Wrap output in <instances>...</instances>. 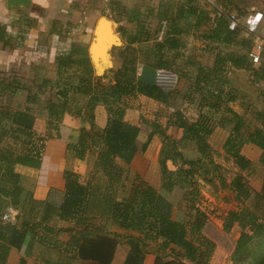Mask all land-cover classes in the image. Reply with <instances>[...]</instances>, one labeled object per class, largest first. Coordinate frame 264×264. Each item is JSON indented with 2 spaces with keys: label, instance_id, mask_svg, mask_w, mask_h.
Here are the masks:
<instances>
[{
  "label": "trees",
  "instance_id": "trees-1",
  "mask_svg": "<svg viewBox=\"0 0 264 264\" xmlns=\"http://www.w3.org/2000/svg\"><path fill=\"white\" fill-rule=\"evenodd\" d=\"M197 2L185 0L187 6L180 10V18L199 10L200 24L206 12L195 6ZM173 7L174 3L170 2L160 10L156 16L160 23L153 33L144 22H136L133 17L129 20L136 26V31L120 28L126 39L123 61L108 83H103L101 76L95 75L88 56L77 59L68 53L59 58L58 79H44L40 85L54 87L61 97L57 103H44L45 116L48 118L46 136H39L29 127L14 124V110L0 106V264H6L12 247L21 249L32 234L46 247L63 248V252L76 258L86 255L96 264H110L117 244L122 241L130 246L124 264H143L148 253L155 255L154 264H209L216 242L205 234L209 215L198 206L201 196L198 178L207 179L218 171V165L210 159L212 147L208 137L218 126L231 124L233 129L224 143L225 153L234 158L237 166L245 171L253 162L243 153V148L245 144L251 143L262 150L259 162L264 164V107L256 109L251 121L235 111L230 103L239 98V90L232 87L227 74L230 63L236 68L251 70L257 78L255 81L259 79L264 82V66L260 67L263 74H257L259 71L251 67L253 62L249 51L253 46L252 38L246 37L247 40L240 41L244 45V52L218 51L212 65L198 67L194 90L202 94L199 117L190 121L178 114V120L171 122L183 129L181 138L168 135L158 124L153 125L155 130L149 134V139L156 133L162 137L158 162L163 189L168 193L176 186L184 190L179 204L186 211L185 217L174 218L173 202L147 182L134 183L129 194L122 199L114 196L127 179L128 166L139 151L140 127L125 119L129 107L126 98L142 94L167 103L171 96L160 85L138 78L137 73L140 63L154 69H175L178 50L182 46L179 36L183 30L174 26L163 40L159 39L163 31L162 20H175ZM227 15L221 14L217 18L216 27L208 38L226 44L237 39L240 28L231 30ZM1 32L5 30L0 29V39L3 38ZM68 67L73 68V74H66ZM7 87L5 81L0 80V94ZM260 95L264 101V89ZM37 98L29 96L31 101H37ZM98 102L105 103L110 112L104 129L96 126L95 109ZM65 113H72L83 122L78 141L70 142L68 150L78 159L94 155V171L84 182L78 172L66 168L65 194L60 204L38 200L32 194L24 200L21 176L15 166L41 165L46 141L53 137V130H59ZM189 144L197 153V158L185 157L184 149ZM169 162H173L177 168L171 169ZM231 186L241 199L251 194L243 174L236 175ZM256 197L263 212L264 185ZM91 199L106 201L108 204L110 218L105 225L95 223L94 216L87 215L92 210H89ZM8 207L19 210L16 222L2 218ZM260 217L262 215L254 211L241 209L231 210L224 219L227 232L234 226L242 229L233 253L234 258L248 252L257 237H260L257 242L258 252L264 255V221H260ZM59 220L74 223L69 229L71 239L68 242L59 240L57 236L63 232L58 225ZM113 226L138 234L122 235L114 231ZM20 264H26V259L22 258Z\"/></svg>",
  "mask_w": 264,
  "mask_h": 264
},
{
  "label": "crops",
  "instance_id": "crops-1",
  "mask_svg": "<svg viewBox=\"0 0 264 264\" xmlns=\"http://www.w3.org/2000/svg\"><path fill=\"white\" fill-rule=\"evenodd\" d=\"M134 1L137 3L138 0H31L29 6L9 8L7 0H0V29L5 30L4 33L1 32L3 38L0 39V80H4L8 85L6 90L0 94V106L14 110V124L29 127L39 136H46L48 131V118L45 116L44 103L46 101L57 103L61 100V97L57 95L54 87L48 84L44 87H40V85L43 84L44 79H58V62L62 55L64 57L68 53H71L77 59H81L84 56L90 58L89 46L93 38L94 28L99 18L103 16V14H106L111 18H114L115 14H117L118 18H122L118 14L124 16L128 14V9L132 7ZM258 1L262 3V8L258 11L255 10L251 14L252 16L257 13H264V0ZM220 5L221 4L218 5L217 2L215 7L217 8L215 9L216 11L213 9L209 11V21L204 24L203 27L199 28L200 31L196 29V27H199V10L194 14L189 13L184 18V21L186 22L184 25H186V28L180 35L182 46L178 50L179 56L176 59V64L184 63L185 59H189L190 56H192V58H190L192 59V62L196 61V63L199 62V64H204L202 59L206 60L207 57L209 58L212 56V53H215V59L217 52L221 51L220 48H224L225 50V47L228 44L215 42L211 38H208V35L199 33L204 28H208V25L210 29L213 30L214 28L212 26H214V22H216L217 18L221 14L227 13V7H222V5ZM195 6L200 9H204V7L210 9L206 6L211 5L198 0V2L195 3ZM249 18L250 17L244 18V21H247ZM195 22L196 26L194 25ZM119 24L118 31L123 38V46H125L126 39L120 28L124 27L126 30L136 31V26H134V23L129 19H126L125 21L119 19ZM262 26L263 17L261 18L260 31L263 28ZM243 35L246 37L247 34L245 31H243ZM164 38V36L159 37L160 40H163ZM236 41H233L232 43L241 45L240 39H236ZM152 42L153 41H150V43ZM221 44H224V46L217 47ZM135 46H137V44ZM117 48L118 47H114L111 50V56L113 55L111 60L113 63H119L120 66L118 67H121L123 60L118 56L117 52H115ZM207 52L210 55L206 56ZM140 61H142V58ZM176 64L174 65V70H164L168 74L174 75L176 77V82H180L181 84L184 83L185 80H188L190 84H192L193 74L184 72L183 66H177ZM158 69L159 68L154 69L152 67L144 66L140 63L138 66V78L150 84H158ZM193 69L196 74L197 70L193 67L192 71ZM66 70V74H73V68L68 67ZM247 72L251 71L244 68L231 67L229 71L231 85L240 90H246L248 86L246 85L245 88L243 83H248L246 81L247 76H250L249 78L251 79L254 77L251 74L246 75ZM113 76H110L107 82H110ZM174 82L172 84H174ZM250 87L251 85L249 84V89ZM171 88L172 86L164 89L171 94L167 103L157 101L142 94L127 97V100L136 99L137 101L134 104V107H128L125 119L132 124L142 127L140 113L146 114L150 112L152 114V108L159 109L160 111L157 112L159 114L161 111L164 113L166 111L169 115L173 112L180 111L184 115H187L185 116L187 118L193 110L188 108V105L191 103H188L183 96L181 98V91L176 96L175 92L181 89L174 90ZM30 95L38 96L37 101H31L29 99ZM179 97L181 98L180 103L177 102ZM80 98L83 100L82 97ZM82 103L83 102L81 101V104ZM194 105L195 104H191L192 107H194ZM153 111L155 112L154 109ZM95 115L96 126L99 129H104L109 120V114L105 103H97ZM195 120L196 119L191 121ZM82 126L83 122L79 117H76L72 113H65L62 122L59 124V130H53V137L48 138L46 141L41 165L39 167L25 164H17L15 166L16 172L21 176L20 181L23 187L24 200H26L29 194H32L38 200L60 204L63 201L65 194L64 171L68 167L78 172L84 182L90 178V175H92L94 171L93 164L95 156L89 155L84 159L74 158L73 161H70L67 155L68 144L70 142L74 143L78 141ZM87 128L89 129L90 126L87 125ZM174 128L175 130L172 131ZM151 131L152 130H150L149 133H151ZM141 132L143 133V130L140 128L138 144L142 139ZM168 133H173L174 137L179 139L182 137L181 133L183 134V129L170 125ZM158 135L156 133L152 136V143L149 144L148 149L146 150L148 156L150 155L153 143L157 144L159 150L162 146V138L160 135L159 138ZM251 147L260 149L258 146L248 143L244 145L243 153L245 154V149H251ZM260 151L262 150H259V152ZM137 153L132 161L133 167H135L139 155V153ZM245 155L249 158L247 154ZM87 161L89 162L91 169L87 167ZM82 163L87 166H82ZM141 169L143 170V168ZM140 170L138 173L142 175L144 181L152 185L159 192L164 193L162 182L159 178L152 181L146 177L148 169L145 173ZM175 193H178V197H181L182 191L179 186H176L173 189L172 194L175 195ZM10 209L15 210L18 215L19 210L8 207L7 211ZM15 219H12L11 221L16 222ZM58 225L60 227L69 225L73 226L74 223L59 220ZM59 238L63 242H68L71 239V234L69 231L65 232L64 230ZM129 250L130 246L127 243H118L110 264H124ZM52 251L53 247H46L40 244L38 240H36V236L32 234L21 249L16 247L10 249L6 264H20L22 258L26 259V264H38L44 255L48 256L47 254ZM77 260L82 262V264H96L91 259H88L86 255L78 257ZM154 263L155 255L150 253L146 254L143 264Z\"/></svg>",
  "mask_w": 264,
  "mask_h": 264
},
{
  "label": "rangeland",
  "instance_id": "rangeland-1",
  "mask_svg": "<svg viewBox=\"0 0 264 264\" xmlns=\"http://www.w3.org/2000/svg\"><path fill=\"white\" fill-rule=\"evenodd\" d=\"M170 2L174 3L172 14L175 17V20H173L172 22L162 20L163 31L159 34V37H162V36L165 37L167 32H169L171 28L174 26H176V28L180 30H183V31L185 30L186 25L184 24L186 22L184 21V16L180 18V15H179L180 10L183 8V6L184 7L187 6L184 0H138L137 3L134 1V4L132 5V7L128 9L129 10L128 14H126L125 16L118 14L122 18H118L117 14H115L114 18H111L110 16H107L106 14H103V16H106L109 19H111L112 22L117 27V29L120 26L119 19L120 20L123 19V21H125L126 19L128 20L130 19V17L131 18L133 17L136 22L138 20L141 22H144V25L147 26L153 33L155 32V30L157 29L160 23V21L156 17L157 14L160 12V10L164 9V6H166L167 3L170 4ZM217 2H218V5L221 4L222 7L224 6L227 7L226 9L227 13L237 14V16L242 17V18L251 17L252 16L251 14L255 10L258 11L259 9L262 8V3L258 0H217L216 3ZM206 7L210 9H206L204 7L206 14L204 13V17H202L199 27H196L198 31H200L199 28L203 27V25L209 21V17H208L210 13L209 11L212 9L216 11L215 9H217L215 8V5L206 6ZM261 15L263 17V26H262L263 28L261 29V32L262 34H264V13ZM216 23H217V20L216 22H214V26H212L213 28L216 27ZM194 25L196 26V22L194 23ZM243 31H244L243 27H240L239 36L236 37L237 39H240L241 42L242 40H247L245 39L246 37H249L248 35H246L245 37L243 35ZM211 32L212 30L210 29L208 25V28H204L199 33L200 34L204 33V35H210ZM221 46H224V44L223 45L221 44L217 47H221ZM123 50H124V46L122 45V46H119L115 52H117L118 56L122 58ZM220 50L223 51L224 53L244 52V45H239V44L236 45L232 43V44H228L225 47V50L224 48H220ZM214 54L215 53H212L211 54L212 56L209 58L207 57L206 60L202 59L204 61V64H201V63L199 64V62L196 63V61L192 62V59H190L192 58V56H190V58L187 60L185 59L184 63L176 64L177 66H183L184 72L193 74L192 84H190L188 80H185V82L181 84L180 82L175 81L177 84L174 82V84L169 85V87L172 86L174 90L181 89L175 92L176 96L181 91V98L183 96L185 100L188 101V103L195 104L194 107H192L191 104L188 105V108H191V110L193 109L191 111L192 113L188 115L187 117V119H189L190 121L198 118L200 114L199 105L202 102V99H201L202 94L194 90L196 87V75L198 72V67L201 65L208 66L212 64L214 60ZM208 55L210 54H208L207 52L206 56ZM118 64L114 62L113 66L110 67L108 71H106L105 74L101 76L102 78L101 81L103 83H108L107 82L108 78L110 76H113L115 71L120 68L118 67L120 66V64L119 65ZM261 66H264V57H262V60L259 64L257 65L252 64L251 67L254 68L256 71H259L257 74H263L260 71ZM193 67L197 70L196 74L194 73V69L192 71ZM231 67L233 66L232 64L229 63L227 66L228 77H229V71ZM247 74L253 75L251 72H247L246 75ZM137 75L139 74L137 73ZM96 76H99V75H96ZM173 77L176 79L175 76ZM249 77L250 76H247V80L244 79L248 83H243L244 87L246 85L248 86L247 89L243 91L237 88V91L239 90L238 91L239 98L236 101L230 103V105L235 111L242 113L245 116V118H247L248 121H251L256 109L264 107V101L260 95L261 90L264 89V82L263 80L261 81L259 79L255 81V79H257L255 78V76L253 79ZM249 84L251 85L250 89H249ZM181 98L179 97L177 102L180 103ZM131 100L126 99V102L129 103L128 104L129 107L130 106L134 107V104L136 103L137 100L136 99H131ZM105 106L110 116L108 106L107 105ZM153 109L155 110V112L153 111ZM151 111H152V114L150 112L146 114L140 113V122H141L142 127H140L139 125L138 126L143 130V133L141 132L142 139L138 144L139 145V152H138L139 155L136 160L135 167L132 166V163L128 166V175H127V179L124 181V184L120 186L118 190L115 191L114 196L117 199H122L124 196H127L134 183L142 182V181L146 182L144 181L142 175L138 173V171L141 168H143V170L141 169L140 171L143 173H145L146 170L148 169V173H146L147 178L151 179L152 181L153 180L155 181L156 178L157 179L159 178L162 182L160 165L158 162L159 153H160L161 148L159 150L157 148V144L153 143L151 147L150 155L148 156L146 154V150L148 149L149 144L152 143L151 142L152 137L149 139V134H150L149 131L150 130L154 131L155 128L153 127V125L158 124L160 128L164 130L168 135L174 136L173 133L172 134L168 133L169 126L172 125L171 122L178 120V114H181L184 117L187 116L181 113L180 111H178L177 113L173 112L170 115L166 111L165 113L161 111L162 114L161 113L159 114L157 112L160 110L156 108H152ZM232 129H233V126L231 124H227L225 127L218 126L215 129V131L208 137V141L212 147V152H211L212 155L210 159L215 164L218 165V171L215 172L214 176H210L207 179L203 177L198 178L201 184L200 185L201 186V196L198 202V206L202 210L206 211L209 215L208 222L204 228V232L206 235H208L210 238H212L216 242V248H215L214 254L211 257L209 264H264V255L259 254L258 246H257L258 238L260 237H257L254 240V243L250 245V250L248 252H245L244 254L234 258L233 253L236 247L237 240L242 232V229L239 226H234L230 232H227L224 229V219L227 217V215L229 214L231 210L249 209L251 211L256 212L260 216L262 215V217H260V221H264V211L262 212V209H261L262 205L260 206L258 202V198L256 197L257 193L262 191V188L264 185V164H261L259 162L262 151L259 152V150L261 149H258L256 147H253V148L251 147V149H245V154H247L249 158H251L254 161H252L253 164L249 169L242 171L235 163V159L232 157H229L224 151V143L226 139L228 138V136L230 135ZM174 130L175 128L172 129V131ZM181 135L183 134L181 133ZM145 144H148V145L144 148ZM184 154H185V157L189 159L197 158L198 156L197 153L194 150H192L191 144H189L188 147L184 149ZM67 155L70 161H73L74 158H76L73 155V153L69 152V150L67 152ZM152 156H153V160H152ZM87 164L88 166L82 163V166L86 165L87 167L91 169L88 161H87ZM169 166L171 169L177 168V165H175L173 162H169ZM239 174L244 175V179L246 180L247 184L250 186L251 194L246 199L239 198L237 195V192L231 186V182L233 178ZM162 186H163V183H162ZM181 191H182L181 197H178L177 195L178 193H175V195H173L172 192L168 193L165 190H164V193H162L173 202L174 204L173 217L176 219H183L186 214L184 207L179 204V201L184 196V190L182 188H181ZM90 201L91 203H90L89 210L90 209L92 210L89 211V214L87 215L89 217L94 216L95 223L105 225L108 222V219L110 218V213H108L107 211L108 204L106 203V201L100 202L97 199H91ZM261 204L263 203L261 202ZM16 217L17 215L15 216V218ZM60 228L63 229V231L65 230L66 232V231H69V229L71 228V225L61 226ZM112 229L114 231L115 230L119 231L120 233H122V235H125V234L137 235L138 234V232L136 231H126V230L119 229L115 226H113ZM60 235H61L60 233L57 234L58 237H60ZM122 242H125V241H122ZM63 251H64L63 248L53 247V251L49 252L47 254L48 256L44 255L40 259V263L42 264H82V262L77 260L78 258L72 257L69 253L66 254ZM83 264H86V263H83Z\"/></svg>",
  "mask_w": 264,
  "mask_h": 264
},
{
  "label": "water",
  "instance_id": "water-1",
  "mask_svg": "<svg viewBox=\"0 0 264 264\" xmlns=\"http://www.w3.org/2000/svg\"><path fill=\"white\" fill-rule=\"evenodd\" d=\"M8 7H26L31 0H7ZM123 45V38L115 24L106 16H101L94 28L89 46L90 59L96 75L102 76L113 66L111 50ZM105 48V49H104ZM104 50V51H103ZM101 51V52H100Z\"/></svg>",
  "mask_w": 264,
  "mask_h": 264
},
{
  "label": "built area",
  "instance_id": "built-area-1",
  "mask_svg": "<svg viewBox=\"0 0 264 264\" xmlns=\"http://www.w3.org/2000/svg\"><path fill=\"white\" fill-rule=\"evenodd\" d=\"M205 4L215 5L216 0H201ZM229 20V28L231 30H235L237 28L243 27L246 34L252 38L253 46L249 51V57L253 64L257 65L261 62L263 54H264V34L260 31L261 18L262 15L260 13L254 14L247 21H244V18L237 16L234 13H228L227 15ZM174 75L168 74L164 68H159L157 70V80L158 84L163 88L167 89L169 85H171L176 79L173 77ZM16 211L10 209L7 211L3 218L7 221H11L16 216Z\"/></svg>",
  "mask_w": 264,
  "mask_h": 264
},
{
  "label": "bare ground",
  "instance_id": "bare-ground-1",
  "mask_svg": "<svg viewBox=\"0 0 264 264\" xmlns=\"http://www.w3.org/2000/svg\"><path fill=\"white\" fill-rule=\"evenodd\" d=\"M105 49V48H104ZM104 51V50H103ZM101 52V51H100Z\"/></svg>",
  "mask_w": 264,
  "mask_h": 264
}]
</instances>
